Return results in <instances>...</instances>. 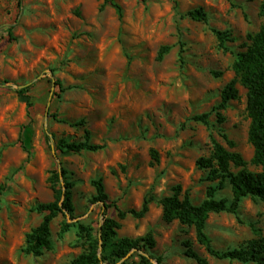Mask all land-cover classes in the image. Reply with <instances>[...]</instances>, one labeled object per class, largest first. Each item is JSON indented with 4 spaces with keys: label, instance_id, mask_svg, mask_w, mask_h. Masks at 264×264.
<instances>
[{
    "label": "rangeland",
    "instance_id": "obj_1",
    "mask_svg": "<svg viewBox=\"0 0 264 264\" xmlns=\"http://www.w3.org/2000/svg\"><path fill=\"white\" fill-rule=\"evenodd\" d=\"M262 1L0 0V264H70L87 248L78 224L97 232L104 221L95 179H103L110 202L139 211L146 197L170 195L177 186L200 204L216 184L197 165L211 155L213 138L250 162L247 89L237 84L240 96L220 111L222 122L214 107L236 77L233 65L249 34L264 25ZM199 8L207 23L185 16ZM213 29L228 31V50L219 48ZM164 45L170 50L159 60ZM29 83L30 108L16 91ZM204 113L209 124L194 119ZM86 128L104 149H56L61 138L83 140ZM61 168L75 183V217L60 213L51 224L52 249L26 254V234L44 215L34 207L54 200L51 176ZM217 197L231 200V185ZM107 215L121 222L120 236L152 231L149 252L163 264H199L186 255V241L208 264H255L210 255L194 226L165 221L156 201L143 217L119 219L115 206ZM65 221L71 226L61 234ZM207 232L221 250L264 236V203L247 197L236 214L210 213ZM131 256L140 259L136 251Z\"/></svg>",
    "mask_w": 264,
    "mask_h": 264
},
{
    "label": "trees",
    "instance_id": "obj_2",
    "mask_svg": "<svg viewBox=\"0 0 264 264\" xmlns=\"http://www.w3.org/2000/svg\"><path fill=\"white\" fill-rule=\"evenodd\" d=\"M22 0H18L21 6ZM261 15L264 16V0L260 8ZM194 20L208 22V15L203 8L194 9L185 14ZM217 39L218 46L223 50H228L226 42L230 40L228 31L213 29ZM251 43L247 49L237 55L233 65L236 77L232 78L221 92V101L214 107L219 110L218 116L220 122L224 120L221 116V110L228 107L231 100L238 99L240 96L238 83H241L247 89L246 111L250 118L248 130L249 141L254 148V154L250 162L246 160L241 153L227 148L224 144L216 140L213 141V150L210 156L200 157L197 165L207 170V179L216 182L207 189V197L200 203L194 204L185 192L181 196L179 186L173 188V193L158 198L150 195L144 199L141 209L124 210L119 208L116 201H109V195L105 190L103 179L93 180L96 188L95 200L103 206L102 215L104 221L94 232L92 227L82 223L78 224L79 233L87 243V248L78 256L72 259L70 264H163L161 256L155 257L150 254V249L156 246V240L152 231L147 232L140 237L120 236L119 229L121 222L107 215V210L115 206L118 210L119 219H124L128 213L143 217L149 210V204L156 201L162 205L163 218L167 222L179 220L183 224L194 226L198 242L203 245L207 252L218 259L236 260L243 263L264 264V236L250 239L245 245L238 248H229L225 250L217 249L210 235L207 232V220L212 212H231L237 213L239 203L247 197L258 199L264 203V25L255 34H249ZM170 50V46L164 45L158 53V59H163L164 55ZM32 84L23 85L16 91L21 96H27V106L32 107L29 99V91ZM209 113L194 116L195 120L209 124ZM82 124L85 121H81ZM230 147L234 143L223 134ZM48 137V136H47ZM92 133L90 129H85L83 140H70L68 137L57 141L56 149L62 153L81 152V151H99L106 147V144L92 142ZM152 158L159 162V155L156 149H152ZM249 164L254 165L260 170L249 168ZM66 170L53 171V192L54 200L50 202L38 203L34 210L44 213L39 225L33 227L26 234L25 246L23 251L26 254L41 256L45 250L53 247L52 242V221L63 213L70 218H74L75 205L73 202L72 188L75 186L73 181L66 178ZM64 178V181H63ZM64 182V184H63ZM231 185L233 197L218 198L217 192ZM59 184L57 187L56 185ZM1 192L4 186L0 187ZM71 226L69 221H65L61 227V234L66 233ZM186 255L199 264H208L206 257L195 251L191 242L186 241ZM101 247V252H99ZM136 251L139 260L129 261L132 257L131 252ZM130 254V255H129Z\"/></svg>",
    "mask_w": 264,
    "mask_h": 264
},
{
    "label": "water",
    "instance_id": "obj_3",
    "mask_svg": "<svg viewBox=\"0 0 264 264\" xmlns=\"http://www.w3.org/2000/svg\"><path fill=\"white\" fill-rule=\"evenodd\" d=\"M29 84H30V83H29ZM20 87H22V86H20ZM53 152H55V151H53ZM63 184H64V182H63ZM130 254H131V253H130ZM130 254H129V255H130Z\"/></svg>",
    "mask_w": 264,
    "mask_h": 264
}]
</instances>
